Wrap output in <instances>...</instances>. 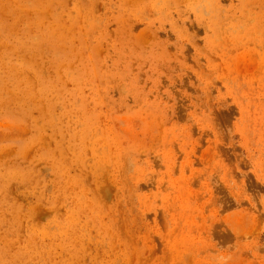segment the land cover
<instances>
[{
	"label": "rangeland",
	"instance_id": "rangeland-1",
	"mask_svg": "<svg viewBox=\"0 0 264 264\" xmlns=\"http://www.w3.org/2000/svg\"><path fill=\"white\" fill-rule=\"evenodd\" d=\"M0 264H264V0H0Z\"/></svg>",
	"mask_w": 264,
	"mask_h": 264
}]
</instances>
